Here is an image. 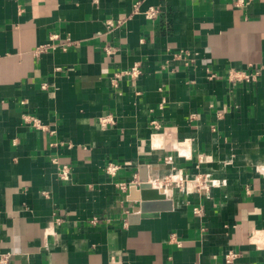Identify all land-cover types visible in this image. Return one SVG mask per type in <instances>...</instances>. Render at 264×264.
Masks as SVG:
<instances>
[{"label":"crops","instance_id":"0c3cea01","mask_svg":"<svg viewBox=\"0 0 264 264\" xmlns=\"http://www.w3.org/2000/svg\"><path fill=\"white\" fill-rule=\"evenodd\" d=\"M143 174L167 205L131 221ZM231 249L264 264V0H0V256L227 264Z\"/></svg>","mask_w":264,"mask_h":264},{"label":"built area","instance_id":"2783aa9c","mask_svg":"<svg viewBox=\"0 0 264 264\" xmlns=\"http://www.w3.org/2000/svg\"><path fill=\"white\" fill-rule=\"evenodd\" d=\"M139 11V5L136 4L134 7V12H138ZM159 8L155 7V6H150L144 13L145 16L149 19H155L158 17L159 15ZM72 44V41L69 40L67 42V44L63 47L64 49L67 48V45ZM49 47H51V43H46V44H42L39 46L38 50L39 51H45L47 50ZM105 51L107 53H110L112 51V47L111 46H106ZM127 74H130L131 76H137L138 74L141 73V68L138 65H134L130 70L126 71ZM258 74V71H254L252 73L249 74H245L244 72H240V71H235L231 73V76L233 78H248L249 76H253L256 77V75ZM38 125V124H37ZM118 168V165H113V167L111 168V170L115 171ZM112 171V172H113ZM201 179L202 176L196 177L193 179H189L191 182L195 183L196 186H200V187H204V188H208L209 186L203 182ZM180 187H183L185 185L184 182H179ZM201 208H196V213H200ZM240 256V253L234 249L229 250L226 254H225V262L227 264H232L238 257ZM0 264H9V255L8 254H3L0 256Z\"/></svg>","mask_w":264,"mask_h":264},{"label":"water","instance_id":"95a60500","mask_svg":"<svg viewBox=\"0 0 264 264\" xmlns=\"http://www.w3.org/2000/svg\"><path fill=\"white\" fill-rule=\"evenodd\" d=\"M150 146H156L154 144V140L152 144H149ZM148 145V146H149ZM139 184H138V189L140 190V200H141V211L140 213H132L129 218L131 221H137V219L141 217H146L149 215L150 212H147L152 203L150 202L153 199H157V203L163 204L161 201L166 198V195L159 190L158 187L154 186V184L148 179L146 174L142 175L139 179ZM136 187V186H135ZM163 205H167V203H164ZM169 208L165 209H170V202L168 203ZM166 207V206H164Z\"/></svg>","mask_w":264,"mask_h":264}]
</instances>
